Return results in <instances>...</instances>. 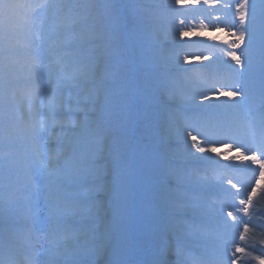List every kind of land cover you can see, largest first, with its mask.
Listing matches in <instances>:
<instances>
[{"label": "rangeland", "instance_id": "rangeland-1", "mask_svg": "<svg viewBox=\"0 0 264 264\" xmlns=\"http://www.w3.org/2000/svg\"><path fill=\"white\" fill-rule=\"evenodd\" d=\"M98 1L101 10L91 0H33V6L48 7L39 9L31 24L21 20L22 26L14 29L0 23V91L6 93L0 103V130L6 138L1 144L10 148L0 165L11 173L0 176L2 231L29 238L25 200L30 196L38 219H45L51 213L48 199L31 188L56 184L64 188L61 197L76 192L94 198L91 202L99 198L86 212L66 214L97 226L74 241L70 236L75 232L67 226L71 241L46 250L41 264H123L132 257L138 264H189L183 246L207 250L216 258L214 264H264V172L256 186L243 185L249 182L248 167L259 166L251 159L254 153L228 143L229 151L239 153L230 156L212 137L229 119L236 123L235 107L242 108L246 99L254 108L264 102V0ZM179 10L185 17L175 14ZM73 18L68 26L67 19ZM77 27H84L81 36H66ZM152 42L156 44L150 46ZM73 47L90 61L78 79L69 75L74 58L65 54ZM120 48L128 49L123 54ZM148 98L168 105L159 111ZM215 110L221 113L212 115ZM241 111L244 120L252 119L249 109ZM55 115L68 124L50 134L46 127ZM157 115H162L160 123ZM202 117V127H193ZM132 139L138 142L132 145ZM205 139L211 143L204 144ZM50 141L57 147L53 154ZM193 143L213 148L196 153L212 160H193ZM160 158L164 163H155ZM222 191L231 207L219 218L212 217L213 211L208 216L205 208L210 206L195 194L218 204ZM160 194L165 195L163 204ZM56 199L50 198L55 206ZM130 199L134 201L125 209ZM57 211L64 217L59 207ZM115 219L122 221L117 227ZM179 220L186 224L178 231L171 226ZM245 227L249 231L241 240ZM135 232L141 240H135ZM171 234L173 247L168 245Z\"/></svg>", "mask_w": 264, "mask_h": 264}, {"label": "snow or ice", "instance_id": "snow-or-ice-1", "mask_svg": "<svg viewBox=\"0 0 264 264\" xmlns=\"http://www.w3.org/2000/svg\"><path fill=\"white\" fill-rule=\"evenodd\" d=\"M48 7V5L45 4H41V5H37V6H33L32 4L29 3H25L22 2V0H0V22L10 19L13 16L19 14V13H23L22 15V21L24 25H28L31 24L33 22V17L36 15L35 13V8H39V9H43ZM241 9V14H240V20L241 23L244 22V13L242 11V9L244 8V5L241 4L238 6ZM233 59H237L235 57V55H233ZM237 63H239V60L237 59ZM229 95H231L232 93H228ZM262 135H264V130H262ZM193 141L196 140L195 137H192ZM211 142L208 141L207 139H205L204 144H210ZM191 149H194L195 151H191ZM191 149H189V155L193 160H203V159H207V160H212L211 156H205V155H200L197 156L196 153H200V154H205L208 152L213 151V148L211 147H204L201 146L199 143H193L191 145ZM219 155V154H217ZM251 159L255 162L256 158L255 156L251 157ZM215 163V161H214ZM261 167H264V163H261ZM49 196L55 200L58 197V192L57 191H52ZM158 200L160 201L161 204H163L165 202V195L164 194H160L158 197ZM251 202V198H249V203ZM244 201H241V204H243ZM245 211H247V209H245ZM249 231V229L247 227H245L244 229V233H241V240H243L245 238V234ZM261 243H264V239L261 240ZM237 252H243V249L239 246H237L236 248ZM0 264H4L3 260H0ZM233 264H235V261H233Z\"/></svg>", "mask_w": 264, "mask_h": 264}, {"label": "trees", "instance_id": "trees-1", "mask_svg": "<svg viewBox=\"0 0 264 264\" xmlns=\"http://www.w3.org/2000/svg\"><path fill=\"white\" fill-rule=\"evenodd\" d=\"M93 1V3L98 7L99 6V8H100V10H101V7H100V4L98 3L99 1L98 0H92ZM121 2H123V1H125V0H120ZM125 8H127V5H123ZM95 14H98L99 15V13L98 12H96ZM122 40V39H121ZM115 42V41H114ZM120 50H121V53H125L126 52V48H120ZM142 115V113H140L139 114V116H141Z\"/></svg>", "mask_w": 264, "mask_h": 264}]
</instances>
